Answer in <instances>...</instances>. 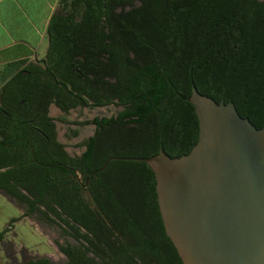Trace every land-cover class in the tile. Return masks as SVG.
<instances>
[{"label": "trees", "instance_id": "16d2710c", "mask_svg": "<svg viewBox=\"0 0 264 264\" xmlns=\"http://www.w3.org/2000/svg\"><path fill=\"white\" fill-rule=\"evenodd\" d=\"M140 1L142 6L122 15L111 33L119 37L120 32L125 41L121 47L112 44L116 83L111 84V100L127 107L116 121L110 120L106 144L85 154L95 161L77 163L81 183L56 185L53 190L60 188L59 193L48 191L47 185L32 191L16 177L25 165L7 162L2 157L6 141H0V190L28 205L22 217L38 212L76 242L58 245L65 264H182L163 229L151 169L114 160L93 173L112 157L147 158L159 150L171 158L189 153L198 138V121L187 101L192 85L216 102H233L256 128L264 126V0ZM60 5L61 13L48 27L51 44L85 43L93 19L107 11L114 16L110 0H60ZM81 13L85 19L75 23ZM130 50L144 65L131 60ZM26 80L0 73L1 134L9 123L27 122L8 119L14 108L30 109L32 119L48 103L42 105L40 78L29 90ZM72 86L70 93L77 89ZM28 264L53 263L41 258Z\"/></svg>", "mask_w": 264, "mask_h": 264}, {"label": "water", "instance_id": "95a60500", "mask_svg": "<svg viewBox=\"0 0 264 264\" xmlns=\"http://www.w3.org/2000/svg\"><path fill=\"white\" fill-rule=\"evenodd\" d=\"M263 1V0H259ZM198 121L189 153L107 159L147 165L163 229L182 264H264V126L191 86Z\"/></svg>", "mask_w": 264, "mask_h": 264}, {"label": "flooded vegetation", "instance_id": "af4514ba", "mask_svg": "<svg viewBox=\"0 0 264 264\" xmlns=\"http://www.w3.org/2000/svg\"><path fill=\"white\" fill-rule=\"evenodd\" d=\"M109 6L113 8L114 16L107 11L105 14H99V18L93 19L90 28L87 29V42L48 43L43 59L26 62L14 74L27 78L25 83L27 90L32 82L40 78L42 105L48 102L32 119L30 116L33 115V111L30 109L14 108L13 116L8 114V119L10 121L26 119L27 122L21 120L20 123H9L2 127V134L0 133V141H6L2 145V157L12 164L25 165L23 169L16 171V177L36 193L45 185L48 186V191H55L53 190L55 186L59 187L61 183H65V186L80 184L82 178L77 163L95 161L94 156L85 158V154L89 149L106 144L111 129L110 120L116 121L126 110V105L120 104L117 99L111 100V84L116 83L111 71L112 44L117 42V46L120 47L125 44L120 32L119 37L116 35L113 37L111 33L117 24L120 25L122 15L138 9L142 3L140 0H110ZM85 17L86 14L81 13L74 18V22L81 23ZM129 56L134 63L144 65V60L137 58L133 50L129 51ZM48 70L51 75L42 74ZM63 84L68 85L66 92ZM72 84L77 89L70 93ZM81 90L84 92L78 94ZM61 94L64 104L59 106L57 101H60ZM87 182L88 178L86 184ZM16 189L27 194L20 186ZM59 191L60 188H56L55 193ZM0 194L22 208V215L29 209L28 205L18 202L4 191L0 190ZM22 215L15 219V222L38 216L40 222L37 220V223L53 225L59 229L65 242L58 245L76 244L71 237L63 234L60 227L40 213L35 212L25 217ZM12 227L13 223L7 226V232L0 238V247H4L3 244H13L4 240L5 234ZM6 257L9 258V255L6 254ZM63 257L65 260L61 264L66 262V257L64 255ZM41 258L48 257L26 258L20 254L19 264H28Z\"/></svg>", "mask_w": 264, "mask_h": 264}, {"label": "crops", "instance_id": "0c3cea01", "mask_svg": "<svg viewBox=\"0 0 264 264\" xmlns=\"http://www.w3.org/2000/svg\"><path fill=\"white\" fill-rule=\"evenodd\" d=\"M60 13V0H0V73L13 75L26 62L43 59L49 24Z\"/></svg>", "mask_w": 264, "mask_h": 264}, {"label": "rangeland", "instance_id": "374dc122", "mask_svg": "<svg viewBox=\"0 0 264 264\" xmlns=\"http://www.w3.org/2000/svg\"><path fill=\"white\" fill-rule=\"evenodd\" d=\"M23 212L13 201L0 194V233L4 232L12 220L21 217ZM38 216L24 218L13 223L5 234V241L13 244H3L0 247V264H19L20 254L26 258L46 256L54 263L64 262L63 255L58 250V244L64 243L59 229L53 225L37 223ZM12 235H15L12 237ZM6 254L9 255L6 257Z\"/></svg>", "mask_w": 264, "mask_h": 264}]
</instances>
